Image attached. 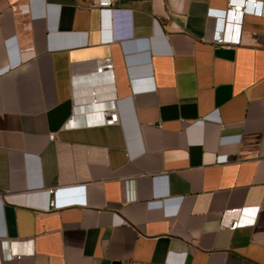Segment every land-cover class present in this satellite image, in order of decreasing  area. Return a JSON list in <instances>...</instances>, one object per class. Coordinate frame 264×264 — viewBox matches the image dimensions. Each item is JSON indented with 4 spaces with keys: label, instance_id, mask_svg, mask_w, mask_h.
I'll return each instance as SVG.
<instances>
[{
    "label": "crops",
    "instance_id": "obj_1",
    "mask_svg": "<svg viewBox=\"0 0 264 264\" xmlns=\"http://www.w3.org/2000/svg\"><path fill=\"white\" fill-rule=\"evenodd\" d=\"M226 1L0 0V264L264 261V0L233 47L206 15ZM91 86L119 122L63 128Z\"/></svg>",
    "mask_w": 264,
    "mask_h": 264
},
{
    "label": "built area",
    "instance_id": "obj_2",
    "mask_svg": "<svg viewBox=\"0 0 264 264\" xmlns=\"http://www.w3.org/2000/svg\"><path fill=\"white\" fill-rule=\"evenodd\" d=\"M93 4L100 9H105L109 13L120 8L116 5L115 0H92ZM30 11V7H29ZM245 14H252L261 16L263 14V0H227L226 6L221 7H208L206 9V15L211 16L214 19L213 29L210 35V41L216 45H222L224 47H233L241 42L240 33L242 20ZM112 61L110 57H102L95 59L92 63V68L95 73H101L104 71H109V78L113 80L112 73ZM133 89L135 91H141L145 89L153 88L152 84L148 85H138L136 84V78H132ZM95 88V89H94ZM89 92L93 96L92 105L90 110L86 112L87 114L94 116L91 119H86L83 122L74 120L76 113H72L68 120L63 124V128L66 127H77L81 125L86 126H96V125H110L119 122V113L117 107V99L108 98L101 100L99 97H96L97 87L91 86ZM49 139L55 137V132H51L48 135ZM219 160H226V155H220ZM126 181V179H125ZM59 186L48 187L46 192L48 194L47 200V209L58 208L56 202V191L59 189ZM129 198V197H128ZM258 208H255V215ZM255 215L251 219H243L241 214L238 213L231 219L229 222H223L222 226L226 227L228 230L232 231L233 229L251 224L255 221ZM3 245L6 246L7 257L17 259L20 257L21 252L17 246V243L10 240H3ZM264 264V261L261 263Z\"/></svg>",
    "mask_w": 264,
    "mask_h": 264
}]
</instances>
